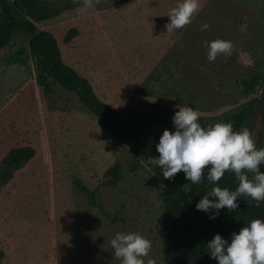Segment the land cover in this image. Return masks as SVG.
Listing matches in <instances>:
<instances>
[{
  "label": "rangeland",
  "instance_id": "1",
  "mask_svg": "<svg viewBox=\"0 0 264 264\" xmlns=\"http://www.w3.org/2000/svg\"><path fill=\"white\" fill-rule=\"evenodd\" d=\"M36 2L45 12L33 22L55 38L63 63L135 126L174 131L177 105L199 110L203 127L228 123L259 101L264 0H200L192 22L173 33L164 25L180 0ZM28 39L16 31L0 49V163L14 148L35 151L0 190L1 264H121L110 244L117 232L141 233L162 264V183L132 141L114 139L76 94L38 83ZM217 39L232 43L231 54L209 62ZM115 165L121 179L109 187Z\"/></svg>",
  "mask_w": 264,
  "mask_h": 264
},
{
  "label": "trees",
  "instance_id": "2",
  "mask_svg": "<svg viewBox=\"0 0 264 264\" xmlns=\"http://www.w3.org/2000/svg\"><path fill=\"white\" fill-rule=\"evenodd\" d=\"M42 11L45 12L36 0H0V49L9 44L14 32L26 33L29 37L28 48L38 71V83L43 85L46 79H50L64 90L76 94L100 123L109 129L114 139L130 140L142 152L145 163L164 186L161 214L162 264H218L217 260L210 258L207 244L216 234H220L230 243L232 233L238 234L241 228L254 219L264 220V204L256 207L254 200L241 195L238 197L236 210L221 209L215 220L209 219V213L198 211L196 204L213 187L219 186L222 189L235 191L239 185L236 174L226 170L222 179L215 185L207 179L192 184L185 179L183 172L177 173L172 179H164L161 169L148 163L149 157H159L156 145L163 133H153L147 128L133 125L108 104L98 99L90 82L63 63L55 38L46 31L37 30L33 19H37L40 15L36 14H41ZM246 117L238 114L231 119L230 123L234 131L241 130ZM262 120L264 116L259 119V123ZM257 139L260 149L264 148V130H257ZM34 155L35 151L31 147L14 148L6 154L0 163V190ZM206 173L207 169L205 175ZM106 175L107 186H116L121 179L119 166L115 165L108 169ZM246 175L249 179L254 177L251 171H246ZM186 184H188L187 189L183 188ZM80 188L89 203L96 206L97 195L83 185H80ZM3 256L0 251V264Z\"/></svg>",
  "mask_w": 264,
  "mask_h": 264
},
{
  "label": "clouds",
  "instance_id": "3",
  "mask_svg": "<svg viewBox=\"0 0 264 264\" xmlns=\"http://www.w3.org/2000/svg\"><path fill=\"white\" fill-rule=\"evenodd\" d=\"M86 2L90 6V0ZM199 10L200 0H180L169 10L170 22L164 25L166 32L173 33L189 25ZM209 28L208 24L201 25V31ZM232 48L230 41H210L207 59L213 62L219 55H230ZM177 109L172 117L175 130H164L156 145L159 157H149L148 163L158 166L164 179L183 172L192 184L207 179L215 185L226 170L233 171L239 180L235 191L215 186L196 204L198 211L209 213L210 220H215L221 209L236 210L241 195L254 200L256 207L264 204V173L259 168L264 164V148L255 147L249 129L234 131L230 122L203 127L199 110L181 105ZM242 170L253 172L254 177L249 179ZM183 188L187 189L188 184ZM110 244L121 264H156L149 257L151 241L139 232H117ZM207 248L210 258L218 264H264V220L254 219L238 234L232 233L230 243L216 234Z\"/></svg>",
  "mask_w": 264,
  "mask_h": 264
},
{
  "label": "water",
  "instance_id": "4",
  "mask_svg": "<svg viewBox=\"0 0 264 264\" xmlns=\"http://www.w3.org/2000/svg\"><path fill=\"white\" fill-rule=\"evenodd\" d=\"M264 116V88L262 89L259 101L254 109L249 113V115L244 120L241 129L247 127L251 132L252 139L255 143V147L260 149L259 142L257 139V128L259 119ZM260 171L264 173V164L259 165Z\"/></svg>",
  "mask_w": 264,
  "mask_h": 264
}]
</instances>
